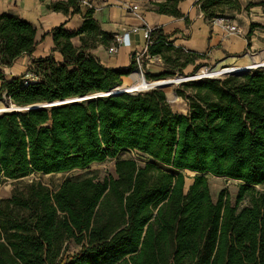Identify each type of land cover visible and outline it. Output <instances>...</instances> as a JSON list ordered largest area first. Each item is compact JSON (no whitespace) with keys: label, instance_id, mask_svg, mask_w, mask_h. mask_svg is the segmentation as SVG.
<instances>
[{"label":"trees","instance_id":"1","mask_svg":"<svg viewBox=\"0 0 264 264\" xmlns=\"http://www.w3.org/2000/svg\"><path fill=\"white\" fill-rule=\"evenodd\" d=\"M82 1L49 4L84 21L73 33L52 30L51 52L61 62L52 55L34 62L35 82L3 73L34 52L35 28L0 15V97L22 108L122 85L135 63L107 68L88 52L85 41L107 48L113 36L99 32L93 8L82 11ZM179 1L154 3L153 10L180 18ZM193 1L208 18L222 1L239 9L236 0ZM169 41L152 29L147 53L169 64ZM185 86L194 94L183 115L170 111L161 90L0 114V182L84 171L106 159L115 168L114 177L67 176L53 189L34 182L1 201L0 264H264V192H254L264 187V72ZM129 150L148 160L118 159ZM184 172L193 174L188 186ZM206 175L241 182L234 203L223 191L213 201ZM246 196L248 206L240 207Z\"/></svg>","mask_w":264,"mask_h":264},{"label":"rangeland","instance_id":"2","mask_svg":"<svg viewBox=\"0 0 264 264\" xmlns=\"http://www.w3.org/2000/svg\"><path fill=\"white\" fill-rule=\"evenodd\" d=\"M236 1L239 7L238 10L236 7L224 6L222 4L223 1L221 4H218L217 7L209 8L208 12L209 14L214 15L213 18H208V16L201 12L200 6L197 4L195 5L194 3V5L197 7V10L201 13L199 20L203 22L204 28L206 29V37H202V39L198 42L199 49L192 50L189 49V47H176L173 42L171 44L172 50L163 51V53L170 58L169 64H165L163 59H161L159 56L161 63L155 65H147L144 63L142 65V71H144V74H154L155 76L163 74L166 75L165 78L172 77L177 74L190 75L202 67H211L223 59L227 63H230L232 62L231 58L234 57L237 59L236 62L239 63L243 61L242 58H244L245 55L260 56L264 54V0ZM139 3L141 9L149 10L154 7L152 6L154 3L151 1L140 0ZM232 28L234 29L232 30ZM249 32L251 33L249 34ZM190 36L183 37V40L186 42L185 46L189 44V40L191 39ZM71 42L73 45H77L75 39H71ZM83 45L86 48H92L94 46V44L89 41H85ZM52 58L56 63L61 62L59 55L56 56V54H53ZM35 68L36 65L18 78H20V80H33L34 82L38 81L39 79L34 72ZM137 69V66H135L132 72H135ZM255 71L264 72V67L251 72ZM131 73L121 79L122 84L129 78ZM229 76L232 75L223 76L218 80L222 81ZM239 76L240 75H238V77ZM202 80L209 81L212 79H199L196 80V82ZM140 81L143 83L149 82H144L142 75ZM189 82L179 84L172 89L173 93H175V95L179 98V102L177 104L171 105L166 100L170 111L174 114L183 115L189 110L188 106L191 102L188 100V98L194 94V90L192 88L185 86L189 84ZM161 91L165 94V90ZM177 92H181L182 96L178 95ZM12 106L13 105L9 102L8 98L5 96L0 97V111L9 110L12 108ZM129 158L135 159L138 165H143V163L148 160L146 157L140 154L138 155L133 150L122 151L118 155V159ZM75 175H81L83 177H95L97 179H103L104 177L108 176L114 177V160L106 159L103 163L92 164L84 171L74 170L69 173L54 175L33 173L20 180L2 181L0 182V202L3 201L5 204V202L9 200L12 195H20L24 193L27 186H29L31 183L38 182L49 187L50 189H53L57 187L65 177ZM184 175L185 183L188 186L192 183L193 174L190 172H184ZM206 178L210 196L213 201H216L219 193L223 191L225 196L229 198L230 202L234 203L241 182L233 181L224 177H214L211 175H206ZM254 192L262 193L264 192V187H256ZM248 200L249 199L246 196L242 200L240 207L248 206ZM77 249L78 248L71 242L68 244L69 252L75 253Z\"/></svg>","mask_w":264,"mask_h":264},{"label":"crops","instance_id":"3","mask_svg":"<svg viewBox=\"0 0 264 264\" xmlns=\"http://www.w3.org/2000/svg\"><path fill=\"white\" fill-rule=\"evenodd\" d=\"M65 0H0V15L7 14L31 24L36 30V48L30 55H22L4 73L7 78H18L30 68L34 62L44 59L49 55L57 54L51 52L52 35L51 32L58 26H63V30L69 33L76 32L82 22V16L71 15L61 12H54L48 8L53 2H64ZM86 5H82L81 10L93 8L92 19L95 21L99 32L114 36L128 34L130 47H120L116 54H109L106 47L99 43L88 49V52L97 57L103 66L107 68H120L128 70L133 51L143 52L147 36V29H161L164 35L170 36V41L177 47H189V49H199L198 42L202 37H206V29L200 19L201 13L197 10L193 0H181L177 4L180 18L161 15L154 12L153 8L141 9L140 0H85ZM152 3H165L170 0H145ZM138 7V16L128 9V6ZM153 6V5H152ZM138 28L133 33L132 29ZM187 33V35H186ZM48 34V35H46ZM191 35V36H190ZM184 36H190L189 44L183 40ZM80 46L79 37L73 38ZM111 45V44H110ZM75 46V44H74ZM60 57V55H59ZM61 58V57H60ZM224 60V59H223ZM148 67V66H147ZM154 75V74H152ZM1 84V82H0Z\"/></svg>","mask_w":264,"mask_h":264},{"label":"bare ground","instance_id":"4","mask_svg":"<svg viewBox=\"0 0 264 264\" xmlns=\"http://www.w3.org/2000/svg\"><path fill=\"white\" fill-rule=\"evenodd\" d=\"M254 54V53H253ZM256 54V53H255ZM258 54V53H257ZM232 62L227 63L225 60L217 62L211 67H202L195 73L190 75L177 74L172 77L161 78L158 80H152L148 83L140 81L141 74L138 72H132L129 78L121 85L114 89V93H129L138 94L140 92H148L156 87L160 90H165V97L168 103L175 105L179 102V98L173 93L172 89L179 84L189 81H196L199 79H219L223 76L240 72H251L264 67V54L260 56L245 55L242 62L237 63L234 57L231 58ZM12 106L9 110H19Z\"/></svg>","mask_w":264,"mask_h":264},{"label":"built area","instance_id":"5","mask_svg":"<svg viewBox=\"0 0 264 264\" xmlns=\"http://www.w3.org/2000/svg\"><path fill=\"white\" fill-rule=\"evenodd\" d=\"M86 1H82V5H86ZM128 9L130 10L131 13L136 14L135 17H139L138 16V7L137 6H128ZM234 28H232L233 30ZM138 28H133L132 32L135 33L137 32ZM151 29H147L145 30L146 36L148 37L146 40V44H145V49L143 52H136L133 51L132 55H131V59L134 61L135 66H137V70L135 72L140 73L142 76H144V71H142V65L145 63L147 65H155V64H159L161 63V60L159 58V56H151L147 53V45L149 44V35L151 33ZM120 47H130V41L128 39V34H123L122 36L118 37V36H114L113 41L111 43V45L109 47L106 48L107 53L109 54H116L118 51V48ZM5 70H3L4 73ZM146 74V73H145ZM8 75V74H7ZM4 73V76L7 78V76ZM133 95V94H132ZM135 95V94H134Z\"/></svg>","mask_w":264,"mask_h":264},{"label":"water","instance_id":"6","mask_svg":"<svg viewBox=\"0 0 264 264\" xmlns=\"http://www.w3.org/2000/svg\"><path fill=\"white\" fill-rule=\"evenodd\" d=\"M246 73L240 72V73H233L230 75H236L237 76V75H242V74H246ZM158 88L159 87H156L153 90H157ZM118 94H121V93H114V92H112V90H110L108 93H99V94H94V95H90V96H86V97L64 100V101H59V102H53V103H48V104L30 105V106L22 107L19 110L0 111V114L6 113V112H24V111L34 110V109H43V108L45 109V108L57 107V106L64 105L67 103H80V102H84V101H88V100H94L97 98H103V97H108L111 95H118ZM127 94H129V93H127Z\"/></svg>","mask_w":264,"mask_h":264}]
</instances>
